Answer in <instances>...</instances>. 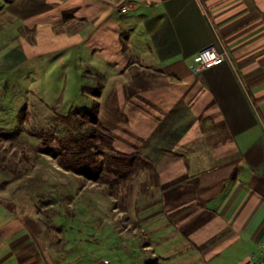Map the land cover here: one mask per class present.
I'll return each instance as SVG.
<instances>
[{
  "label": "crops",
  "instance_id": "crops-1",
  "mask_svg": "<svg viewBox=\"0 0 264 264\" xmlns=\"http://www.w3.org/2000/svg\"><path fill=\"white\" fill-rule=\"evenodd\" d=\"M208 46L225 61L196 73ZM43 56L83 71L113 151L152 166L120 211L136 215L137 263L261 262L264 0H0V71ZM93 186L83 212H117ZM30 216L0 223V264H72L82 245Z\"/></svg>",
  "mask_w": 264,
  "mask_h": 264
},
{
  "label": "rangeland",
  "instance_id": "rangeland-1",
  "mask_svg": "<svg viewBox=\"0 0 264 264\" xmlns=\"http://www.w3.org/2000/svg\"><path fill=\"white\" fill-rule=\"evenodd\" d=\"M48 57L43 56L40 62L30 60L15 71H0V223L8 218L28 222L30 215L39 212L43 225L53 226L54 232L60 225L61 237L68 232V240L82 245L72 264H135L147 257L133 253L129 244L136 215L120 211L126 209L124 198L133 184L135 193L143 192L144 178L151 177L152 169L137 161L128 179L105 177L109 182L116 179L118 185L96 184L64 171L52 156L41 153L44 146L55 147L57 139L82 133L73 113L91 106L82 97L83 80L80 88L76 87V78L83 71L68 65L56 71ZM84 91L92 95L97 89ZM69 114L72 119L67 122L63 117ZM107 153L115 155L114 151ZM136 171L137 176L133 175ZM72 178L78 184L71 185ZM88 186L112 195L119 212H83ZM51 203L56 206L50 208ZM137 233L138 242H145V234ZM2 242L0 238V249Z\"/></svg>",
  "mask_w": 264,
  "mask_h": 264
},
{
  "label": "trees",
  "instance_id": "trees-1",
  "mask_svg": "<svg viewBox=\"0 0 264 264\" xmlns=\"http://www.w3.org/2000/svg\"><path fill=\"white\" fill-rule=\"evenodd\" d=\"M98 94L99 90L95 91L93 96L97 97ZM98 106L99 104L94 100L90 108L84 111L75 110L74 120L77 121L79 129L83 128V132L76 135L70 134L63 140L57 139L55 147L44 146L40 149L41 153L52 156L64 171L96 184L109 183L112 185L114 182L118 185L117 180L124 181L133 173L131 171L136 168L137 161L152 168L138 155H123L114 152L115 155L110 156L107 153L108 151L113 152L112 140L103 133V127L98 121ZM63 119L70 122L72 117L69 114ZM107 175H112L117 180L109 182L105 180ZM133 175L137 176L138 172H134Z\"/></svg>",
  "mask_w": 264,
  "mask_h": 264
},
{
  "label": "built area",
  "instance_id": "built-area-1",
  "mask_svg": "<svg viewBox=\"0 0 264 264\" xmlns=\"http://www.w3.org/2000/svg\"><path fill=\"white\" fill-rule=\"evenodd\" d=\"M225 58V54L220 52L215 46H208L198 52L196 62L190 64L189 67L196 73H201L204 70L214 68L224 63ZM261 258L262 260L259 264H264V250ZM104 264H106V262H104Z\"/></svg>",
  "mask_w": 264,
  "mask_h": 264
}]
</instances>
